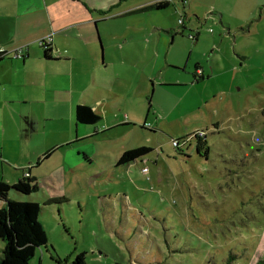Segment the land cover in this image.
<instances>
[{
  "label": "rangeland",
  "instance_id": "obj_1",
  "mask_svg": "<svg viewBox=\"0 0 264 264\" xmlns=\"http://www.w3.org/2000/svg\"><path fill=\"white\" fill-rule=\"evenodd\" d=\"M8 1L0 0V43L16 38L39 49L49 39L39 37L42 19L8 17ZM149 1L125 0L126 16L114 18L105 29L127 34L130 41L123 52H113L119 60L109 69L116 83L114 104L98 127L102 133L107 124L131 125L65 148L41 166V172L60 174L55 166L66 154L80 165L63 170L57 185L48 179L50 185L37 187L30 196L10 192L13 201L51 204L43 206L41 216L49 246L31 264H40L42 251L43 264H69L82 253L87 264H222L232 256H238L233 263L246 264L264 259V0L194 1L192 13L191 8L185 11L192 33L178 35L171 53L164 55L182 69L168 68V75L161 71L155 79H149L157 58L146 31L158 25L175 29L186 15L179 0H168L170 7L160 14L137 12ZM197 64L210 79L192 86ZM177 76L190 84L166 83ZM69 125L43 121L17 131L11 138L19 144L12 150L3 147L0 181L14 184L29 174L25 141L35 145L71 138L73 143L76 131ZM202 131L211 149L208 160L198 156L196 141L190 140ZM81 136L77 129L80 141ZM5 140L0 131V142ZM173 140L188 143L178 152ZM81 147L95 150L90 164H81L76 152ZM139 147L153 152L118 166L126 150ZM59 198H64L60 204L50 202ZM3 247L0 241V255Z\"/></svg>",
  "mask_w": 264,
  "mask_h": 264
},
{
  "label": "crops",
  "instance_id": "obj_2",
  "mask_svg": "<svg viewBox=\"0 0 264 264\" xmlns=\"http://www.w3.org/2000/svg\"><path fill=\"white\" fill-rule=\"evenodd\" d=\"M161 1L168 0H151L139 6L137 12L163 13L164 11L151 8ZM190 1L188 0L186 6L182 4L186 15L185 21L188 20L185 11L191 8L192 13L193 2H197V0ZM124 2L125 0H121L119 4L115 0H12L7 3L9 7L4 10V13L16 21L31 22L35 21V18L42 19L45 28L39 37L44 39L51 36L53 50L49 54L50 59H46L45 51L41 47L38 49L28 46L25 41H15V38L12 42L0 43V51H5L8 55L0 60V94H3V98L0 97V131L6 137L4 142H0V161L4 159L5 145L12 150L19 144V140H13L11 136L19 130L28 131L37 122L44 121L52 124L68 121L70 131L74 129L76 131V140L71 144H69L72 142L71 138L55 139L35 145L30 140L23 143L27 155H30L27 165L25 164V167H30L29 174L24 175L23 178L32 179L38 187L50 185L51 182L48 179H52L57 185L59 178L63 177V170H75L80 166L66 154L55 166L59 167L60 174L44 170L41 172V166L51 161L59 152L83 141L91 142L114 128L130 124L124 123L113 128L107 124L102 129V133L98 127L104 120L105 112L114 104L116 83L114 75H109V69L119 60L115 59L113 52H123L130 41L127 34H119V31L115 29L105 30L111 20L126 16L125 10L122 9ZM116 9L118 14L114 16V13H117L114 12ZM178 26L175 29L165 25H158L159 28L148 27L146 35H149L154 43V56L157 58L153 68L155 72L149 79L159 77L161 71L164 76L168 75V68L177 71L182 69L174 58L164 60V55L171 53L169 46L175 45L178 35L184 36L186 31L192 33L186 24ZM119 27L120 25L116 29ZM169 38H172L171 43ZM197 38L198 36L194 40ZM147 42L150 43V40ZM19 51L22 52V58L14 56ZM123 59L122 56L120 66L124 63ZM199 66L197 64L193 79L189 80L192 81V86L205 84L210 79L205 69ZM198 70L202 71L201 75L198 74ZM143 79L139 82L144 83ZM189 81L177 76L166 83L187 86L190 84ZM122 88L124 89L123 86ZM80 105L92 108L102 117V120L96 125L78 123L76 108ZM77 129L78 135L82 133V141L77 139ZM76 152L82 156L81 164L85 162L90 164L96 156L95 150L89 152L83 147L76 149ZM46 191L49 197H53L49 190ZM41 222L43 223L42 220ZM43 225L45 226L44 223ZM41 254L40 264H43L46 256L43 251Z\"/></svg>",
  "mask_w": 264,
  "mask_h": 264
},
{
  "label": "trees",
  "instance_id": "obj_3",
  "mask_svg": "<svg viewBox=\"0 0 264 264\" xmlns=\"http://www.w3.org/2000/svg\"><path fill=\"white\" fill-rule=\"evenodd\" d=\"M169 1H161L151 8L157 11H164L169 8ZM182 35V34H180ZM41 49L45 51L46 59H50L52 44L47 45L43 40L40 43ZM5 51H0V60L7 57ZM102 120V117L96 114L89 106L80 105L76 108V121L84 125H96ZM130 125V124H128ZM142 129L147 126L143 125ZM190 140L196 141V152L201 158L208 160L211 149L208 144L207 134L200 136L198 133L194 134ZM178 143L185 145L188 141L175 140ZM178 152H182L180 147H176ZM153 152V149L148 147H139L128 150L123 153L119 159L118 166H126L137 160L143 159ZM38 186L34 181L28 177L19 180L17 183L11 185L8 182L0 181V241L4 244L1 249L0 264H31L37 252L42 247L49 246L48 233L41 222L43 214V206H49L50 203L41 205L37 202L30 201H13L10 200V192L13 190L24 196L32 195ZM60 199H51L50 202L60 204ZM53 246L50 245V253H53ZM86 254H79L73 262L69 264H87ZM238 256H232L222 260V264H239L233 263ZM249 259V257H247ZM247 259V260H248ZM259 260V261H257ZM264 264L263 257L254 261L253 258L246 264Z\"/></svg>",
  "mask_w": 264,
  "mask_h": 264
},
{
  "label": "built area",
  "instance_id": "obj_4",
  "mask_svg": "<svg viewBox=\"0 0 264 264\" xmlns=\"http://www.w3.org/2000/svg\"><path fill=\"white\" fill-rule=\"evenodd\" d=\"M179 1H181L182 4L185 5V6H186V4H187V2H188V0H179ZM184 24H185V18L181 17V18L179 19V25H180V26H184ZM190 38H191V39H195V37H194V36H191V35H190ZM43 41H44L47 45H49V44L51 45L52 42H53V38L50 36L48 40H43ZM14 56H15L16 58H22V57H23L21 51H19L18 53H16ZM198 74L201 75V74H202V71H201V70H198ZM197 133H198L200 136H205V135H206V133H205L204 131H202V132H197ZM173 145H174L175 147H179V146H181L180 143H178L177 141H174V140H173ZM143 172H144V173L147 172V169H143Z\"/></svg>",
  "mask_w": 264,
  "mask_h": 264
}]
</instances>
